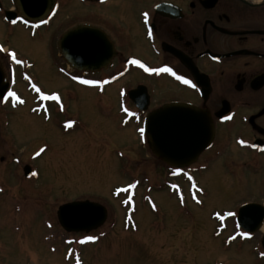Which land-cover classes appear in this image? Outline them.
Masks as SVG:
<instances>
[{"label":"rangeland","instance_id":"obj_1","mask_svg":"<svg viewBox=\"0 0 264 264\" xmlns=\"http://www.w3.org/2000/svg\"><path fill=\"white\" fill-rule=\"evenodd\" d=\"M9 7L5 0L0 10V45L22 61L12 90L24 104L0 110V157L6 151L22 163H0L7 190L0 195V264H77V258L79 264H264L259 235L245 240L236 226L238 209L260 201L254 178L243 176L242 157L235 164L225 153L206 164L193 191L173 178L162 181L161 167L144 148L141 122L116 114L112 91L102 99L75 89L68 102L69 87L57 75L65 68L58 41L78 20L95 21L104 9L71 4L32 27L6 22ZM40 95H58L70 118L46 113L57 106ZM24 163L33 168L31 181L22 182ZM17 186L25 190L20 199L14 198ZM83 201L106 209V225L89 234L64 233L56 211Z\"/></svg>","mask_w":264,"mask_h":264},{"label":"flooded vegetation","instance_id":"obj_2","mask_svg":"<svg viewBox=\"0 0 264 264\" xmlns=\"http://www.w3.org/2000/svg\"><path fill=\"white\" fill-rule=\"evenodd\" d=\"M55 1L56 10L46 21L59 8L71 4L85 9L96 7L98 11L103 8L95 21L85 17L68 30L96 28L106 36L111 46L110 60L90 70L71 68L59 53L65 68L57 71V75L69 87L65 93L69 103L74 102L75 89L96 91L102 99L112 91L116 114L141 122L140 130H143L148 114L164 105L185 104L196 108L210 119L214 136L211 145L197 161L185 169L170 168L156 159L141 131L148 157L153 156L163 171L159 177L162 181L167 177L173 178L196 191L195 175L201 174L206 164L225 157V153L231 155L225 158L232 163H235V158L242 157L239 163L243 167V176L247 173L254 178L258 185L256 195L260 199L246 202L243 206L256 205L264 209V0ZM6 2L10 5L7 11L13 10L12 0ZM4 5L5 0H0V10ZM144 13L148 14L147 20ZM18 18L24 25L32 26L23 17ZM0 58L3 59L6 80L13 88L21 80L20 64L13 62L7 53H0ZM133 60L140 64H133ZM163 68H171L172 72L155 71ZM177 77H184L191 83L185 84ZM83 80L97 83L84 84ZM36 81L33 79V83ZM129 93H133L132 98ZM45 97L40 95L39 98L46 100L49 106H57V112L54 113L51 107L46 113L70 118L69 107H62L56 100ZM21 101L16 96H7L0 101V110L8 103L23 105ZM124 108L128 109L127 113ZM2 154L0 163L10 167L22 163L12 153L4 151ZM30 157L28 159L27 156L29 162ZM21 170L22 182L33 179L31 165L24 163ZM143 176L152 181L148 173ZM24 192L22 186H17L14 198L20 199L18 196ZM6 193L5 186L0 184V195ZM177 193L181 196L179 189ZM55 217L58 227L66 233L58 223L57 211ZM105 225L93 231L98 232ZM263 229L264 218L256 232L243 231L245 240L259 235L261 255L264 254Z\"/></svg>","mask_w":264,"mask_h":264},{"label":"water","instance_id":"obj_3","mask_svg":"<svg viewBox=\"0 0 264 264\" xmlns=\"http://www.w3.org/2000/svg\"><path fill=\"white\" fill-rule=\"evenodd\" d=\"M12 3L15 12L5 13L8 22L12 23L21 16L36 24L53 12L56 1L12 0ZM106 39L96 28L76 27L61 36L58 49L71 68L90 70L110 60L111 46ZM8 89L9 85L0 66V100L5 97ZM132 94L129 93L131 98ZM144 135L156 159L168 167L184 169L194 164L199 155L211 145L214 129L208 116L196 108L185 104H169L148 114L144 122ZM106 218V209L89 201L67 203L57 210L58 223L67 233L96 230L105 223ZM263 218L262 207L241 206L237 212L236 225L242 231L254 233ZM262 246L264 249V237Z\"/></svg>","mask_w":264,"mask_h":264},{"label":"snow or ice","instance_id":"obj_4","mask_svg":"<svg viewBox=\"0 0 264 264\" xmlns=\"http://www.w3.org/2000/svg\"><path fill=\"white\" fill-rule=\"evenodd\" d=\"M143 15H144V17H145V20H147L148 14H147V13H144ZM149 35H151V33H149ZM5 52H7V50L3 47V45H0V53H5ZM7 55H8V56L10 57V59H11L13 62H15L16 64L19 65V64L22 63V61H21L20 59L17 58V54H16L15 51L7 52ZM132 63H133V64H140V62L137 61V60H133ZM141 67H143V65H141ZM146 71H154V70H152V69H146ZM155 71L172 72V69H171V68H163V69H159V70H155ZM172 74L175 75V73H172ZM177 78L180 79V80H183V82H184L185 84H189V83H191L190 81L184 79V77H177ZM81 82L84 83V84H96V83H97L96 81H92V80H83V81H81ZM194 86H195V85H193V87H194ZM34 87H35V85H34ZM36 91H37V92H40V89L37 88ZM10 95L14 96L15 93H10ZM45 98H46V99L50 98V99H53V100H59V99H60V97H59L58 95H53V96H51V97H45ZM22 102H23V101H21V103H22ZM123 110H124L126 113L128 112V109H127V108H124ZM68 126L71 127V123H69ZM141 131H143V130L141 129ZM241 143H243V141H241ZM41 151H43V149H42ZM130 187H135V185H130ZM198 202H199V201H198ZM153 207L155 208V205H153ZM245 235H247V234H245ZM86 240H87V241H93V240H95V237H91V236H89V237L86 238ZM262 255H264V254H262ZM77 264H79V259H78V258H77Z\"/></svg>","mask_w":264,"mask_h":264},{"label":"bare ground","instance_id":"obj_5","mask_svg":"<svg viewBox=\"0 0 264 264\" xmlns=\"http://www.w3.org/2000/svg\"><path fill=\"white\" fill-rule=\"evenodd\" d=\"M264 230V229H263Z\"/></svg>","mask_w":264,"mask_h":264}]
</instances>
